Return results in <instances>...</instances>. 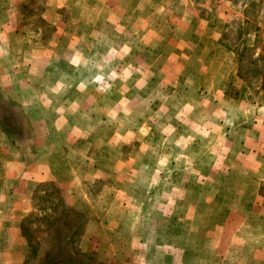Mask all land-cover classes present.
<instances>
[{"label":"rangeland","instance_id":"rangeland-1","mask_svg":"<svg viewBox=\"0 0 264 264\" xmlns=\"http://www.w3.org/2000/svg\"><path fill=\"white\" fill-rule=\"evenodd\" d=\"M78 7L81 35L62 38L71 48L56 52L53 73L71 84L51 90L49 101H62L65 88L66 126L79 108L83 128L76 141L66 131L64 168L36 182L31 209L20 211L22 221L39 206L54 208L36 211L31 246L21 234L19 264H43L54 241L89 253L91 264L237 263L234 227L264 225V0ZM79 90L82 104L72 98ZM62 206L84 214L80 237L76 227L52 235Z\"/></svg>","mask_w":264,"mask_h":264},{"label":"crops","instance_id":"crops-1","mask_svg":"<svg viewBox=\"0 0 264 264\" xmlns=\"http://www.w3.org/2000/svg\"><path fill=\"white\" fill-rule=\"evenodd\" d=\"M30 9L36 12H26ZM80 14L78 0H0V264H19L24 215L20 216V211L31 209L28 199L36 182L56 180L64 168L70 153L66 131L73 132L76 141L74 131L77 126L80 131L83 128L76 118L79 108L73 109V122L66 126L65 88L59 92L62 95L57 92L62 101L53 107L49 101L51 90L59 91L66 82V86L71 84L67 77H54L53 73L59 64L56 52L71 48L62 38L81 35L82 29L77 28L82 21ZM63 60L66 66L67 60ZM82 96L79 90L72 98L82 104ZM79 143L74 148L83 155ZM259 158L264 168V156ZM259 180L264 181V172ZM246 224L243 221L234 227L229 240V245H241L235 264L239 260L264 262V225L263 229L259 226L263 221ZM245 229L252 234L245 235Z\"/></svg>","mask_w":264,"mask_h":264},{"label":"trees","instance_id":"trees-1","mask_svg":"<svg viewBox=\"0 0 264 264\" xmlns=\"http://www.w3.org/2000/svg\"><path fill=\"white\" fill-rule=\"evenodd\" d=\"M28 1H35V0H28ZM32 3V2H30ZM26 12H32L35 13V9L26 10ZM45 186H52L51 183H45ZM40 199H42L44 202H49L51 200L48 199L45 195H41ZM58 201L63 203V200L61 196L58 197ZM53 203L52 205H54ZM51 209H54L53 207H50L49 204H46V206L39 208H35L34 211H32L28 216H26L21 221V232L22 235L27 238L28 245L31 246L30 238L27 235L29 228V224L32 222V219L36 220V211H51ZM60 213L63 214V220L59 222L57 225H49L52 229L51 231L54 233H61V234H67L69 233L70 228L76 227L73 234H79V237L82 235L84 222L82 221V218L84 214L72 207L68 206H62L60 209ZM60 220V219H59ZM79 229V231H78ZM30 231L28 232V234ZM34 250V248H33ZM88 257H90L89 253L83 252L78 247L72 248V243L69 245H66L65 241H54L53 244L50 246L49 250L45 252L43 257V264H91L88 261ZM93 264H107L105 262H102L99 259H96V261Z\"/></svg>","mask_w":264,"mask_h":264}]
</instances>
